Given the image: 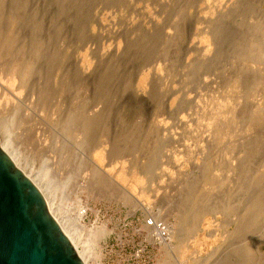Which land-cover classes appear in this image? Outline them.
Returning a JSON list of instances; mask_svg holds the SVG:
<instances>
[{
    "label": "rangeland",
    "instance_id": "rangeland-1",
    "mask_svg": "<svg viewBox=\"0 0 264 264\" xmlns=\"http://www.w3.org/2000/svg\"><path fill=\"white\" fill-rule=\"evenodd\" d=\"M3 1L0 116L22 155L8 148L86 263L163 264L183 236L195 264H264L247 211L264 197V0Z\"/></svg>",
    "mask_w": 264,
    "mask_h": 264
},
{
    "label": "water",
    "instance_id": "water-1",
    "mask_svg": "<svg viewBox=\"0 0 264 264\" xmlns=\"http://www.w3.org/2000/svg\"><path fill=\"white\" fill-rule=\"evenodd\" d=\"M0 264H86L0 136Z\"/></svg>",
    "mask_w": 264,
    "mask_h": 264
},
{
    "label": "bare ground",
    "instance_id": "bare-ground-1",
    "mask_svg": "<svg viewBox=\"0 0 264 264\" xmlns=\"http://www.w3.org/2000/svg\"><path fill=\"white\" fill-rule=\"evenodd\" d=\"M2 5H4V7H2ZM4 9V11H3V9ZM6 11H5V4H4V1L3 0H0V15H5L4 13H5ZM6 13H8V12H6ZM10 13H12V12H10ZM13 15V14H12ZM15 15V14H14ZM16 18H17V20H19V18H20V14L18 15V12L16 13ZM6 17H7V15H6ZM2 18H0V41L3 39V34L1 33V31L2 32H4L2 29L5 27H3V25H2V20H1ZM5 29V28H4ZM2 34V35H1ZM5 34V33H4ZM2 44V43H1ZM5 44V43H4ZM5 46H6V44H5ZM0 47H1V45H0ZM7 47V46H6ZM4 49L5 50H7L5 47H4ZM3 49V50H4ZM4 50V51H5ZM2 51V50H1ZM3 51V52H4ZM8 51V50H7ZM7 53V52H6ZM11 74H12V77H15V76H17V74H18V71H17V68H13V69H11ZM17 78V77H16ZM16 80V79H15ZM262 100H264V99H262ZM14 101V100H13ZM259 101V100H258ZM12 102V101H11ZM260 102V101H259ZM8 102H6V104H7ZM13 103V102H12ZM14 103H15V101H14ZM11 106H12V104H11ZM15 106V105H14ZM254 106V105H253ZM11 108V107H10ZM15 108V107H14ZM253 109H257V110H261L260 109V106L258 105V106H256V107H254ZM249 112V111H248ZM251 112L252 113H254V111H252L251 110ZM6 115L5 116H0V126L1 127H4V129L3 128H0V131H1V129H2V131L0 132V136H1V138H2V146H3V148L10 154V151H9V148L8 147H11V148H13L14 149V151H15V153L16 152H18V150H20V152H18V156H21L22 155V152H21V149H20V142H16L15 141V137L13 136V134H12V131H11V128H10V121H12V120H14V111L11 109L10 110V112L9 113H5ZM248 113H246L245 115H247ZM251 115V114H250ZM253 115V114H252ZM252 115H251V117H252ZM247 117H249L250 118V116L249 115H247ZM246 118V117H245ZM248 118V120L247 121H249V126H250V121L252 120V119H254L255 117H252V118H250L249 119ZM260 138V137H259ZM264 141V140H263ZM262 141V142H263ZM256 146H257V144H256ZM262 146H264V145H262ZM246 149V148H245ZM250 151V150H249ZM252 151H250L249 153H251ZM253 154V153H252ZM11 155V157L15 160V162H16V164L21 168V169H23L24 170V172L37 184V186L41 189V191L43 192V190H42V188H41V186L39 185V183L37 182V179H36V177H34L33 175H31L30 174V172H27L21 165H20V163L18 162V160H17V158H16V156L12 153V154H10ZM255 155V154H254ZM21 158V157H20ZM19 159V158H18ZM239 183V182H238ZM50 193L52 194V193H54L53 192V190L52 189H50ZM129 193V195L127 194V193H123L122 195H121V198L122 199H124V201H129L130 203H131V205H132V207H133V204H135L136 205V201H137V199L139 198V197H135V196H137L136 194H132L131 192H128ZM43 194L45 195V197H46V199H47V202H48V205H49V209H50V211L52 212V214L56 217V219L58 220V222L60 223V225H61V227L63 228V230L66 232V234L71 238V240H72V242L74 243V245L76 246V248H77V250H78V252H79V254L81 255V257L84 259V261L85 262H87L88 261V256H89V250H88V242H87V240H85L84 239V236H78V234H77V236H73V234L71 233V231L69 230V229H67L64 225H63V223H62V221H61V219L59 218V216L57 215V212L55 211V208L56 209H58L59 211H61V207H60V205H59V203H58V201L56 200V197H55V195L53 194L52 196V198H49V196H47L46 194H45V192H43ZM135 195V196H134ZM264 195V194H263ZM132 196H134V197H132ZM190 199V198H189ZM141 201H142V199H140ZM128 202V203H129ZM140 202V201H139ZM192 203V202H191ZM212 203V202H211ZM249 204H248V206H247V211L250 213V217L252 216L253 218H255L256 216H258V214H262V213H264V197L262 196V194L261 195H257V196H255L252 200H250L249 202H248ZM197 204V203H196ZM208 204V203H207ZM134 205V206H135ZM138 206H140V205H136V207H138ZM218 206V205H217ZM222 206V205H221ZM186 207V206H185ZM216 207V206H215ZM181 209V208H180ZM206 209V208H205ZM236 209V208H235ZM198 213H199V211H198ZM195 214L194 216H193V220H192V224H190L189 226H190V229H189V231H190V233H191V230L192 229H194V226L196 225L195 223H196V221H197V218L199 219V217H200V214ZM210 213V212H209ZM212 214V213H211ZM214 215H215V213H214ZM199 216V217H198ZM202 217V216H201ZM212 217H214V216H212ZM253 218H251V219H253ZM238 219V218H237ZM255 220V219H254ZM252 222V221H251ZM199 223V222H198ZM197 225H199V224H197ZM241 227V226H240ZM257 229V228H256ZM255 229V230H256ZM239 230V229H238ZM237 230V231H238ZM236 230H234V232H235ZM242 231V230H241ZM240 231V232H241ZM250 231V230H249ZM96 233L94 234L93 233V238H94V240H100V239H103L108 233H107V231L104 229V228H101V229H98L97 231H95ZM209 232H212V231H209ZM233 232V231H232ZM189 233V234H190ZM192 233H193V231H192ZM191 233V234H192ZM190 234V235H191ZM233 234V233H232ZM189 235V236H190ZM239 236V235H238ZM264 236V235H263ZM91 237V238H92ZM231 237V236H230ZM246 237V236H245ZM189 238V237H188ZM187 238V239H188ZM187 239L185 238V237H181L180 239H179V243H178V245L177 246H175V248H174V246H171V247H173L174 248V250H175V252H176V254H174V255H171L170 253H165L166 255V257H165V262L163 263V264H195L196 262H195V257L199 260V261H201V259L196 255V254H194V253H192V254H194V255H192V256H188L186 259H184V255H186V252L188 251V245L186 244V242H187ZM239 239V238H238ZM241 240V239H240ZM239 240V241H240ZM167 242V244L169 243V240L168 241H166ZM164 244V243H163ZM166 244V243H165ZM164 244V245H165ZM236 244V243H235ZM169 245H171L170 243H169ZM199 245V244H198ZM228 247V246H227ZM166 248V247H165ZM172 248V249H173ZM192 248H194V246H192ZM164 249V248H163ZM171 249V250H172ZM229 249V248H228ZM166 250V249H165ZM193 250V249H192ZM167 251V250H166ZM191 251V250H190ZM194 251H195V249H194ZM196 251H197V249H196ZM218 251V250H217ZM224 251V250H223ZM171 252H173V251H171ZM199 252V251H198ZM197 252V253H198ZM220 252H222V251H220ZM212 253V252H211ZM210 253V254H211ZM216 253V252H215ZM224 253H225V251H224ZM219 255H220V253H219ZM224 256V255H223ZM209 257V256H208ZM220 257V256H219ZM225 257V256H224ZM228 257V256H227ZM237 257L238 256H236V259H237ZM217 258V257H216ZM215 258V259H216ZM228 258H230V257H228ZM228 258H226L225 257V259L227 260ZM234 258V257H233ZM221 258H219V261H217L218 263H222L221 261L224 259H221ZM235 259V260H236ZM218 260V259H217ZM231 261V260H230ZM206 262V261H205ZM214 262V261H213ZM223 262H225L226 263V261L225 260H223ZM227 262H229V260H227ZM233 261H231V262H229V263H232ZM239 262V261H238ZM202 263V262H201ZM200 262H198L197 264H201ZM217 263V264H218ZM87 264V263H86ZM203 264V263H202ZM212 264V263H211ZM214 264H216L215 262H214ZM227 264V263H226Z\"/></svg>",
    "mask_w": 264,
    "mask_h": 264
},
{
    "label": "built area",
    "instance_id": "built-area-1",
    "mask_svg": "<svg viewBox=\"0 0 264 264\" xmlns=\"http://www.w3.org/2000/svg\"><path fill=\"white\" fill-rule=\"evenodd\" d=\"M151 226V227H157V228H159L160 229V231H162L163 233H165V227H162V225L160 224V223H157V222H155V221H153V219H151V220H149L148 222H147V226ZM148 226V227H149ZM164 236H165V234H163Z\"/></svg>",
    "mask_w": 264,
    "mask_h": 264
}]
</instances>
